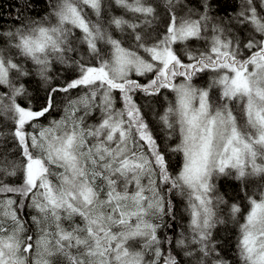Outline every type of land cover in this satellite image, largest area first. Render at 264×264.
Returning a JSON list of instances; mask_svg holds the SVG:
<instances>
[{"label": "snow or ice", "instance_id": "obj_1", "mask_svg": "<svg viewBox=\"0 0 264 264\" xmlns=\"http://www.w3.org/2000/svg\"><path fill=\"white\" fill-rule=\"evenodd\" d=\"M13 8L0 264H232L229 227L239 264H264V0Z\"/></svg>", "mask_w": 264, "mask_h": 264}, {"label": "trees", "instance_id": "obj_2", "mask_svg": "<svg viewBox=\"0 0 264 264\" xmlns=\"http://www.w3.org/2000/svg\"><path fill=\"white\" fill-rule=\"evenodd\" d=\"M43 3V0H41ZM191 4L193 6H196L198 3V0H190ZM16 4V0H0V24H2L5 28L11 27L13 24V20L11 18V15L14 11L13 6ZM219 4V10L217 13L220 16H224L226 13H231L232 11L235 10L237 0H218ZM214 8L217 7L216 4L213 5ZM32 15L36 16L37 14H42L41 8L38 5L36 10L31 13ZM56 73H63V69L57 66L54 69V74ZM57 83L61 82L60 77L58 76L57 78ZM28 86L30 88H35L36 87V78L33 77L32 80L28 81ZM53 115H58V113H54ZM177 159L173 160V164L177 163ZM235 182L229 181L228 184L231 185ZM238 187H232V186H227L222 191H226L228 193V196L234 197V196H239L238 192ZM182 207V204L179 200H177V208L178 210ZM219 238L221 239L222 242L226 241L224 243V252L226 257L232 261V264H239L236 256H235V238H236V230L235 228L229 227L228 229L221 228L219 231Z\"/></svg>", "mask_w": 264, "mask_h": 264}]
</instances>
